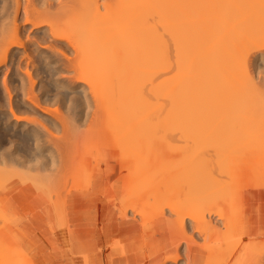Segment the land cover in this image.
Segmentation results:
<instances>
[{
    "label": "bare ground",
    "instance_id": "bare-ground-1",
    "mask_svg": "<svg viewBox=\"0 0 264 264\" xmlns=\"http://www.w3.org/2000/svg\"><path fill=\"white\" fill-rule=\"evenodd\" d=\"M259 58L264 59V0H0V194L8 193L0 195V205L24 192L41 191L51 199L52 186L69 180L71 169L88 167L81 139L91 127L98 141L120 135L122 152L146 143L162 110L164 129L158 126L156 133H180L193 152L187 160L194 177L189 190L201 192L193 196L191 223L196 229L202 224L198 232L204 233L218 229L215 224L230 228L218 230L237 257L224 262L264 264L263 233L246 230L244 218L245 191L264 189V165L253 168L254 178L243 179L249 158L235 162L260 145L257 153L264 156V80L254 66ZM136 147L133 154L141 150ZM137 152L130 156L144 161ZM124 167L131 177L143 174L130 161ZM149 186L142 185L151 192ZM139 190L128 193L138 196ZM127 201L115 200L123 218L135 210ZM147 211H140L144 219ZM212 242L203 247L207 262L214 263ZM3 251L0 264H33L27 253L24 261L14 260L22 250L11 256L7 251L9 258ZM180 258L175 254L162 264Z\"/></svg>",
    "mask_w": 264,
    "mask_h": 264
},
{
    "label": "crops",
    "instance_id": "crops-1",
    "mask_svg": "<svg viewBox=\"0 0 264 264\" xmlns=\"http://www.w3.org/2000/svg\"><path fill=\"white\" fill-rule=\"evenodd\" d=\"M120 188L118 178L97 171L88 185L67 193L61 218L38 196L10 197L2 209L11 236L33 264H162L177 254L165 217L148 222L121 217L114 204ZM244 218L246 230L264 238V191H245ZM190 251V260L203 264L201 250Z\"/></svg>",
    "mask_w": 264,
    "mask_h": 264
},
{
    "label": "rangeland",
    "instance_id": "rangeland-1",
    "mask_svg": "<svg viewBox=\"0 0 264 264\" xmlns=\"http://www.w3.org/2000/svg\"><path fill=\"white\" fill-rule=\"evenodd\" d=\"M257 65H258V67L256 68V72H261L260 73V76L264 80V59L263 60L261 58L255 59L254 66L256 67ZM5 70H7V69H4L3 71H1V80L4 79V75H5L4 72H6ZM153 102L155 104L157 103L155 99L153 100ZM56 107H59V105H57V104L53 105V108H56ZM29 116H32V115H29ZM159 116H160V118H159ZM164 116H165V114H164V112L162 110H161V112L156 113V118H153L154 120L152 119V121H153L152 123L154 125V128L151 130L152 133L148 132L146 134L147 135L146 140L148 139L146 141V143H145V139L143 141V143H145L148 147L150 146L151 148L149 147V149L147 150V146H145V144L140 143L139 144L140 146L138 145L139 147L138 146L137 147L141 149V150H139V152H141V153H139V152H137L135 150L137 153H139V155L141 157H144L142 159L144 161L141 162V160H140L141 158L138 159L139 158L138 156L137 157H134V156L137 155L136 152L134 153L135 155L133 154V152H131L130 149L133 148V147L135 148L136 147L135 144H133V146L131 148H129L130 146H128L129 149H126V150H129L131 152V154L134 155L133 157L130 156L131 154H130L129 151H126L125 150V151H122L121 152V150L123 149V147L125 146V144L124 145L121 144L122 147L119 145V139H120L119 136L120 135L114 136L113 137L114 138L113 140H110V139L108 140L107 139L105 141L104 140L98 141L99 135H95L94 134V129L96 127L93 126V127H91L90 131L87 134L82 135L83 138L81 139L82 140L81 146H86L84 153L81 155V159L88 164V167L87 168H85L83 170L80 167L71 169L69 171V173H68L69 180H66L65 181L64 178L63 179H60V182L61 183L60 182H57L58 184L60 183L59 184L60 187H59L58 184H56L57 187L52 186V191L51 192L53 194L51 193V195H52V198L51 199L50 198H47L50 195L46 196L47 194L45 195V193H43L41 191H38L36 193H32V192L26 193V192H24L23 195H25V196H31V197H34V196L41 197L42 199L45 200V202H47L51 207H53V209L56 212L57 217L58 218H61L62 217V209H63L62 205L65 204V198H66V195H67L68 191H71V189H75V188H79V187H83L85 185H88L90 183V180H91L92 175L95 172L98 171L96 169L100 166V171H105L106 173H108V175H109V177L111 179H114V178H118L119 179L120 184H121V188H120L121 196L118 199L120 200V202H121V200H128L127 202L133 203V205L135 207V210L137 209L136 211L135 210H133V211L132 210H129V212H128L129 214H128L127 217H132L133 216L134 218H140V220L142 222H148V221L153 220V219H155L157 217L163 216L169 222H171L169 224L171 226L170 228H173L174 231H176V233H174V231H172V229H171V231H172L171 233H172V236H173L174 243H175L176 246L178 244L181 247V251H179V250L177 251V254H180L181 255V258H180V260L177 261L176 264H196V261L194 259H191L190 260V256H192V255H190L191 254V251L190 250L187 251L188 250L187 249V245H189V244H191L190 245L191 247H195V248L201 250V252H202V258H203V264H206V263L208 264V262H210L211 264H215L216 256H218L217 257L218 264H223V263L224 264H229L230 262H232L231 260H233L235 262L236 257H237L235 254H233L235 252L231 253L228 250L229 249L228 247H232L233 244H229L228 245L226 242H224L225 240L224 241L222 240L221 235L219 233L220 230H218V229H221V228L222 229L225 228V226H222L220 228L219 227L220 224L216 225L214 223V222H216V220L218 218L217 216L216 217L213 216V218H216L215 220L213 218H211L210 220L214 221L213 222L215 224L214 227H217L218 229L215 228L214 230H216V231H214V230H211L210 228H207L206 229V233L207 234L204 233V232H202V231H200L202 233L198 232L199 231L198 229H200L199 227L200 226L201 227L203 226L202 224H199L198 229H196V226L198 224L191 223L192 220L190 219V216L193 214L192 212H194L192 210L193 209V205H194V203H193L194 202L193 196L195 195V192H196V194H198V192L199 193L201 192V191H198V192L197 191H194V193L193 192L190 193V190H189L190 189L189 188V185L194 181V177H190V175H189V174H191L189 172H191L193 170V168L190 165L191 163L188 164L187 160H188V158L190 159V156L192 155L193 152H192L191 149H189L187 147V145H185V142H184V140H185L184 138L185 137L183 135H182L183 136L182 137L180 135V133H176L174 131L173 132H170V131L169 132H167V131L166 132H162L163 130L159 131L161 133H159V132L156 133L158 130L156 131L155 128H158V126H160V127L163 128V126H161V124L159 123V119L163 118ZM105 120L106 119L102 120L101 122H103ZM101 125L102 124L100 123L99 126H97V128L100 127ZM58 136H59V134H58ZM125 137H127V136L125 135ZM91 140H92V142H95L96 143V145L93 146V147L89 146V144H91V143L88 144V142L91 141ZM125 141L127 143L128 142V138H125ZM109 147H113V148H110L109 151L106 150ZM257 147H258V149H255ZM259 148L262 150L261 145L254 147L253 148V151H252L253 153L251 155H250L249 151L241 152L240 153V155L242 157V158L240 157L241 160H240V158H238L239 155H237L238 157L235 156V159H237V161H235V160L234 161L236 163L237 162L238 163L244 162L246 158H249V159H247V161H245L247 163L249 162L248 163V166L246 165V169L244 171V172H246V175L244 177L247 176V178H244L243 177V179H249V177L251 179H252V177L254 178V176H252L253 175L252 172L254 171L253 168L256 169V165L257 164L259 165V163H260L261 166H262V164L264 165V156H263V159H262L261 158V155L262 154H259L258 155V153H257V151L260 150ZM151 149L153 151L152 152H149V151H151ZM261 150H260L259 153H261ZM144 151L145 152L147 151L145 155L143 154V153H145ZM239 152L240 151H238L237 154H239ZM244 156H245V159L243 158ZM137 159L139 160L140 163H136L137 162ZM147 159H148V161L146 163H148V164L145 166V163L144 164H142V163L145 162ZM154 159H156V160H154ZM150 160L151 161H154L153 164H152V162ZM129 161L132 163L133 168H135L134 169L135 172L137 170H139V168L141 166H143V165H144L143 166L144 168L147 167L146 168V171H145V169L143 167L140 168V169H143V172H142L143 173L142 174L143 177L142 176H137L136 173H133L135 175H133V177H131L132 174L130 175V173L128 172V170H126V168L124 167V164L127 163V162H129ZM150 163H151V165H150ZM209 163H210V161L208 162V166H209ZM96 166H97V168L94 169V167H96ZM193 166H195V165H193ZM191 168H192V170H191ZM144 171H145V173H144ZM249 171H251V172H249ZM131 178H132V180H131ZM149 178L151 179L150 180L151 182L149 181ZM130 180H131V184L129 183ZM64 183H66L67 186H65ZM144 184H145V186H144ZM73 185H76V186H73ZM142 185H143V187H147L148 185H150L149 187L152 188V190L153 189L154 190L156 189V191L157 190L158 191L156 192V191L153 190L154 191L153 192L151 190V192H149L148 191V188H147V190H145V188H143ZM157 186H159V187H157ZM182 186L184 187V189H183ZM134 188H137V189H140L141 188L142 189V190H139L140 192L138 191L140 193V195L138 194V196H137L135 194H132L133 195L132 196L130 193H128V190L130 191V190H132ZM150 188H149V190H150ZM53 189H54V191H53ZM159 190H160V192H161V194L163 196L160 194ZM259 190H263L264 191V189H259ZM2 191H1V194H2ZM141 191H143V192H141ZM138 192H136V193H138ZM144 192H146V193L149 192V193H147L149 195H146V193H144ZM154 193L155 194L157 193V198L158 199L156 198V196H155ZM158 193H159V195H158ZM4 194H5V192H3L2 195H4ZM7 195H8V193H7ZM160 195L163 198H161ZM60 196H61V198H60ZM128 196L129 197L132 196L134 198L129 199ZM139 196L142 198V200H141V198ZM10 197H12V196H10ZM151 197H153V198H151ZM3 198H5V197L2 196V199ZM53 198H54V201L52 200ZM55 199H57L58 201L55 200ZM6 200H4L3 203L1 202L2 205H0V208H1V210H0V224H1V226H3L2 225L3 224V220H5L4 226L3 227L0 226L3 229V230L0 229V248L4 246V250H5V247L8 246V248H6L5 251H3V248H1V250L3 252H5L4 255L7 254L6 256H8V258H9V254L11 256L13 254V252H15L16 250L17 251H19V250H22L23 251V249L16 242H14V244L12 243L15 240L11 236V233H10L11 229H10V227H7V226H9L8 225L9 224V219H8L7 215L3 212V209H2L3 204H4V202ZM115 200H114V204H115ZM187 202H190V203L187 204ZM115 206H116V204H115ZM178 206H180V208ZM161 207L164 209V211H165V209L167 211H165V212L163 211L162 212ZM171 207H172V209L176 208L175 210H173L174 212L172 211ZM144 208H146V209H144ZM143 209L144 210H148L147 211L148 214L145 216V218L147 217L146 219H144V217L140 214V211H144ZM158 209H160V210H158ZM182 209H183V212H181ZM157 210L160 211V212H162V213L159 214L157 212ZM118 211H119V213L121 215V212H120L119 209H118ZM176 211H178V213H180V212L181 213L178 214ZM227 211H229V210H227ZM138 212H139V214H138ZM163 213H165V214H163ZM226 213L229 214L228 212H226ZM157 214H159V215H157ZM177 214L180 215V216H178ZM184 214H185V216H184ZM178 217H180V218H178ZM182 217H183V219H182ZM177 218H178V220H177ZM179 219H181L182 222ZM1 220H2V222H1ZM175 220H176V223H175ZM5 223H7V226H5ZM181 223H183V224L185 223L184 226H186V227L183 228V229H185L184 231L182 229V224ZM6 227H7V229H5ZM225 229H228L229 230L230 228L227 227ZM192 231H193V233H192ZM228 232L229 231H227V233ZM227 233L223 234V236H227L226 235ZM203 234H205V236H203ZM187 237L190 238L189 239L190 242L186 240V239H188ZM208 237H210V238H208ZM192 239H193V241H192ZM223 239H225V238H223ZM247 239H249V238H243V241H246ZM9 240H13V241H9ZM210 240H211V242L212 241L214 242V243L212 242V244H214L216 251L220 252V255H219V253L216 254L215 253L216 251L213 253V254H215V256H212L211 255L210 260L213 259L214 260V263H212L213 262L212 260H211L212 262L211 261H208L207 262V258L210 257V255H209V253L207 251V248H204L208 243L211 244V242H208ZM10 242L13 245L10 244ZM206 242H207V244H206ZM244 243H246V242H244ZM2 244H3V246H2ZM10 245L13 246V247L11 248ZM15 245L18 246V247H16ZM208 246H210V245L208 244ZM212 246H211V248H212ZM7 249H10V250H7ZM232 249H231L232 251H235L236 248L235 249L232 248ZM1 250H0V252H2ZM7 251L9 252V254L7 253ZM22 251H20V254H21L20 257L22 259L17 254H14L13 256L15 257V255H16V257H15V259L12 258V260L14 259V260L18 261V263H20L19 261H22V260L24 261V259H25V255L24 254H25V252L24 251L22 252ZM212 252H213V249H212ZM15 253H17V252H15ZM221 253H224V254H221ZM226 256L229 257L231 260H227L226 262H224L225 260H223V259H226ZM233 256H236V257H233ZM214 257H215V259H214ZM220 258H222V259H220ZM12 260H10V261H12ZM14 260H13L12 263H14ZM208 260H209V258H208ZM166 264H175V263H166ZM230 264H233V262L230 263Z\"/></svg>",
    "mask_w": 264,
    "mask_h": 264
}]
</instances>
